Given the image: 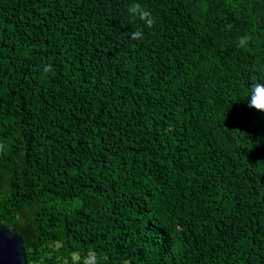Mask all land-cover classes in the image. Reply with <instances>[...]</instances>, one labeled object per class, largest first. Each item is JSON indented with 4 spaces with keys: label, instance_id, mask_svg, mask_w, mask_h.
I'll return each instance as SVG.
<instances>
[{
    "label": "trees",
    "instance_id": "16d2710c",
    "mask_svg": "<svg viewBox=\"0 0 264 264\" xmlns=\"http://www.w3.org/2000/svg\"><path fill=\"white\" fill-rule=\"evenodd\" d=\"M253 77L260 0H0V225L28 264H264Z\"/></svg>",
    "mask_w": 264,
    "mask_h": 264
},
{
    "label": "clouds",
    "instance_id": "9594fccd",
    "mask_svg": "<svg viewBox=\"0 0 264 264\" xmlns=\"http://www.w3.org/2000/svg\"><path fill=\"white\" fill-rule=\"evenodd\" d=\"M126 11L130 23L139 20L147 28H152L156 23L151 11L138 2L128 4ZM129 38L131 40L142 41L144 39V32L141 28H136L129 33ZM251 40V35L240 36L236 42V47L238 49H244L249 45ZM50 71L51 65L43 68L45 74ZM241 99H247L249 101L248 107L264 112V77H253L251 80V88L247 87L246 94ZM71 262L72 264H100L101 257L94 255L91 251L83 257L73 253L71 254Z\"/></svg>",
    "mask_w": 264,
    "mask_h": 264
},
{
    "label": "water",
    "instance_id": "95a60500",
    "mask_svg": "<svg viewBox=\"0 0 264 264\" xmlns=\"http://www.w3.org/2000/svg\"><path fill=\"white\" fill-rule=\"evenodd\" d=\"M0 264H28L24 240L5 225H0Z\"/></svg>",
    "mask_w": 264,
    "mask_h": 264
}]
</instances>
